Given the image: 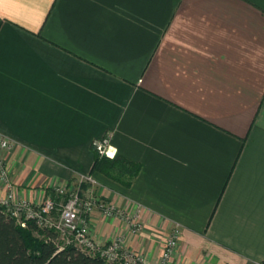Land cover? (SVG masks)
I'll use <instances>...</instances> for the list:
<instances>
[{
  "label": "crops",
  "instance_id": "obj_1",
  "mask_svg": "<svg viewBox=\"0 0 264 264\" xmlns=\"http://www.w3.org/2000/svg\"><path fill=\"white\" fill-rule=\"evenodd\" d=\"M0 134L20 197L86 175L140 206L126 242L147 264L175 227L170 264H264V0H0ZM104 137L140 165L129 186L92 172ZM89 227L126 229L98 211Z\"/></svg>",
  "mask_w": 264,
  "mask_h": 264
},
{
  "label": "built area",
  "instance_id": "obj_2",
  "mask_svg": "<svg viewBox=\"0 0 264 264\" xmlns=\"http://www.w3.org/2000/svg\"><path fill=\"white\" fill-rule=\"evenodd\" d=\"M13 143L0 134V182L5 188V196L0 198V209L9 215L18 226L26 228L27 223L34 224L41 230H52L57 235L59 250L73 246L79 251L98 256L110 264H147L145 258L127 246V236L135 235L143 229V216L140 206L134 212L125 213L113 204H107L95 195L92 188H86L81 194V186H94L91 176H81L77 187L52 186L55 196L40 198L35 202L19 196L10 181L7 155ZM93 150L100 156L113 159L116 150L109 145V138L104 137L92 142ZM113 149L114 157H109ZM98 211L104 218H117L126 225L123 233L115 234L105 244L97 243L91 235L89 216ZM180 229L175 227L167 236L159 261L156 264H170L171 258L179 245Z\"/></svg>",
  "mask_w": 264,
  "mask_h": 264
},
{
  "label": "trees",
  "instance_id": "obj_3",
  "mask_svg": "<svg viewBox=\"0 0 264 264\" xmlns=\"http://www.w3.org/2000/svg\"><path fill=\"white\" fill-rule=\"evenodd\" d=\"M139 170V164L118 155L108 159L94 152L92 172H98L125 187L130 185ZM57 245L54 231H43L32 223L21 228L0 209V264H110L73 246L59 250Z\"/></svg>",
  "mask_w": 264,
  "mask_h": 264
},
{
  "label": "rangeland",
  "instance_id": "obj_4",
  "mask_svg": "<svg viewBox=\"0 0 264 264\" xmlns=\"http://www.w3.org/2000/svg\"><path fill=\"white\" fill-rule=\"evenodd\" d=\"M102 157H104V156H102ZM86 189H81V191H80V193L81 194H84V191H85ZM95 240V239H94ZM58 244H59V241H58Z\"/></svg>",
  "mask_w": 264,
  "mask_h": 264
},
{
  "label": "bare ground",
  "instance_id": "obj_5",
  "mask_svg": "<svg viewBox=\"0 0 264 264\" xmlns=\"http://www.w3.org/2000/svg\"><path fill=\"white\" fill-rule=\"evenodd\" d=\"M110 155V152H109V154H108V156Z\"/></svg>",
  "mask_w": 264,
  "mask_h": 264
}]
</instances>
